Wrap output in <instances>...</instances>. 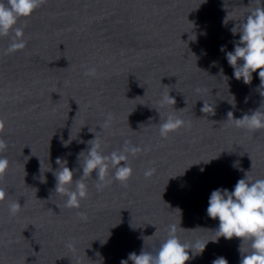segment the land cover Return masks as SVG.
I'll return each mask as SVG.
<instances>
[{
  "label": "clouds",
  "instance_id": "obj_1",
  "mask_svg": "<svg viewBox=\"0 0 264 264\" xmlns=\"http://www.w3.org/2000/svg\"><path fill=\"white\" fill-rule=\"evenodd\" d=\"M46 2L47 0H0V38L10 40L5 54H12L26 47L24 26L19 22L30 18ZM248 8L249 11L244 20L238 22L231 29L233 35L239 34V40L234 42V51L226 52V59L234 70V78L236 80L242 79L245 84H250L253 79L252 74L258 71L260 95L264 97V5H262L261 0H253ZM220 51L225 52V46H222ZM213 63L215 65V62ZM85 75L96 78L98 76L96 67H89ZM220 75L223 76L222 68ZM224 78L227 79L226 76ZM195 91L200 93L202 89L197 87ZM169 93L165 91L161 94L158 101L159 108L176 104V100ZM203 102L201 112L206 114L211 110L214 114L213 105H209L205 100ZM245 102L247 103V98ZM159 108L156 110L160 115L158 131L161 138H168L170 133L191 126L190 121L184 120L176 114L181 110L174 108L173 111L165 114L160 112ZM113 119L112 113H107L99 128L102 131L107 129ZM226 122L250 132L264 129V100L258 109L252 111L251 115L245 114L242 118H234L233 113L229 111ZM4 127L5 122L0 119V182L4 181L9 170V161L3 155L9 147L3 139ZM70 141L71 137L69 141H63L61 138L65 147ZM87 144L89 148L86 152L82 151L78 158V163L82 168V176L79 179H74L76 170L70 169L67 166V161H62L60 158L56 160L59 169L53 173L56 180L54 192L65 198L64 207L69 209H79L81 201L87 199L89 189L86 181L92 178L94 172L97 176L95 179L97 191H102L113 180L127 187L134 172L129 157L147 150L132 144L130 140H125L122 147L105 154L103 141L97 134H95V138L87 141ZM40 165V172L42 173L41 161ZM155 171V168H146L144 170L145 178H151ZM248 173L245 174V178L236 182L234 190L218 188L211 192L207 215L219 221L218 228L214 231L217 239L208 241L197 239L194 242H182L177 235V225L169 224L165 229L166 238L161 241L156 249L146 251L145 248H142L139 255L135 252L129 253L128 259H122L120 264H128L129 261L132 264H187L190 259L203 253L209 241L217 242L220 237L228 240L234 237L241 239L242 244L238 249L241 253L239 264H264V179L253 181ZM41 180L43 182V176H41ZM7 195L6 190L0 187V203L5 202ZM21 207L19 201H9V216L15 217L20 212ZM77 216L81 221L88 219L84 212L78 211ZM180 229L184 230L181 227ZM143 239L145 240V237ZM245 243L249 244L250 250L248 252L244 251L243 245ZM65 247L74 252L75 241H67ZM211 264H228V261L224 257H218Z\"/></svg>",
  "mask_w": 264,
  "mask_h": 264
}]
</instances>
